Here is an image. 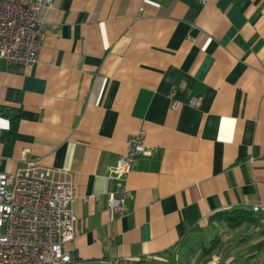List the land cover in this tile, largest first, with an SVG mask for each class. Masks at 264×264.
Masks as SVG:
<instances>
[{
	"label": "crops",
	"instance_id": "1",
	"mask_svg": "<svg viewBox=\"0 0 264 264\" xmlns=\"http://www.w3.org/2000/svg\"><path fill=\"white\" fill-rule=\"evenodd\" d=\"M43 17L36 62L0 58V169L25 150L70 172L69 264L164 256L218 210L258 204L264 225V0H53ZM138 130L153 150L114 215L108 168Z\"/></svg>",
	"mask_w": 264,
	"mask_h": 264
},
{
	"label": "built area",
	"instance_id": "2",
	"mask_svg": "<svg viewBox=\"0 0 264 264\" xmlns=\"http://www.w3.org/2000/svg\"><path fill=\"white\" fill-rule=\"evenodd\" d=\"M52 4L53 0H0L1 59L37 61L49 27L43 13ZM189 102L197 105L199 99L191 96ZM176 105L172 99L171 106ZM152 150L144 143V131L138 130L128 136L125 152L109 166L107 202L112 214L120 216L127 210L126 201L132 196L127 174L139 155ZM19 159L23 163L16 169H0V264H69L75 255L66 244L75 237L77 219L71 174L27 157L25 150ZM259 207L253 204L251 209Z\"/></svg>",
	"mask_w": 264,
	"mask_h": 264
},
{
	"label": "rangeland",
	"instance_id": "3",
	"mask_svg": "<svg viewBox=\"0 0 264 264\" xmlns=\"http://www.w3.org/2000/svg\"><path fill=\"white\" fill-rule=\"evenodd\" d=\"M215 233L219 235L222 244L209 259L208 264H217L222 258L228 262V260L239 253L250 257L248 254L256 250V243L264 239V232L251 225H245L233 230L223 224L213 223V226L208 225L201 230L200 241L205 245L208 244ZM258 254H261V256L264 254V243ZM201 259L199 240H191L172 255L147 258L137 264H199ZM253 260L255 262L257 260L256 257L250 258L248 262L250 263Z\"/></svg>",
	"mask_w": 264,
	"mask_h": 264
},
{
	"label": "trees",
	"instance_id": "4",
	"mask_svg": "<svg viewBox=\"0 0 264 264\" xmlns=\"http://www.w3.org/2000/svg\"><path fill=\"white\" fill-rule=\"evenodd\" d=\"M213 223L223 224L229 229L236 230L238 228H241L245 225H251L254 228H258L260 231L264 232V225H261L260 217L253 211L251 208L248 207H234L229 209H223L213 212L209 216V225L213 226ZM200 236L194 237L191 240H199V246H200V256L202 257L199 264H208L209 259H211L212 255L216 253L219 246L222 244L220 237L217 233H215L214 237L210 239L208 244H204L200 241ZM191 240L185 241L181 247L185 246L187 243H189ZM197 243V242H196ZM264 243L263 241H259L256 243V252H251L248 254V256H244L243 254H237L236 256H233L232 259L228 260L226 262L223 258L221 261H219L217 264H249L248 260L250 258L256 257V262L259 261L263 257L261 254H258L260 250L262 249ZM185 249V248H184ZM176 250H179L178 248H172L168 250L166 255H172ZM259 251V252H257ZM252 256V257H251ZM258 256V257H257ZM254 261V260H253ZM251 263V262H250Z\"/></svg>",
	"mask_w": 264,
	"mask_h": 264
}]
</instances>
